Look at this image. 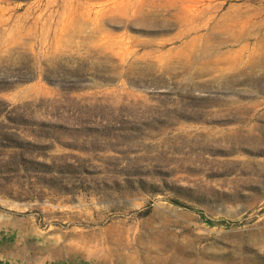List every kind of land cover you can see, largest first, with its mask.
<instances>
[{
	"label": "rangeland",
	"instance_id": "rangeland-1",
	"mask_svg": "<svg viewBox=\"0 0 264 264\" xmlns=\"http://www.w3.org/2000/svg\"><path fill=\"white\" fill-rule=\"evenodd\" d=\"M0 264H264V0H0Z\"/></svg>",
	"mask_w": 264,
	"mask_h": 264
},
{
	"label": "bare ground",
	"instance_id": "bare-ground-1",
	"mask_svg": "<svg viewBox=\"0 0 264 264\" xmlns=\"http://www.w3.org/2000/svg\"><path fill=\"white\" fill-rule=\"evenodd\" d=\"M236 21L241 24L242 27H240L241 28L240 30L242 31L243 34L247 33L248 28H250V30H253L254 29L253 27H259L260 26V23L258 20H255V21H252L250 19L242 20L238 17L236 19ZM244 27H247V28H244ZM260 62L261 61H259V60L255 61L254 63H252V67L255 68V67L259 66Z\"/></svg>",
	"mask_w": 264,
	"mask_h": 264
}]
</instances>
